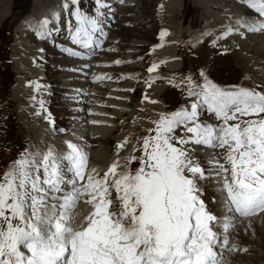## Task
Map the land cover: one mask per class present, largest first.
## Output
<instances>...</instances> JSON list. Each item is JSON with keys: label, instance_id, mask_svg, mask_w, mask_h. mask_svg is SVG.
I'll list each match as a JSON object with an SVG mask.
<instances>
[{"label": "snow or ice", "instance_id": "obj_1", "mask_svg": "<svg viewBox=\"0 0 264 264\" xmlns=\"http://www.w3.org/2000/svg\"><path fill=\"white\" fill-rule=\"evenodd\" d=\"M96 2V15L71 12L77 23L72 41L82 48L92 45L93 34L103 35L104 5ZM247 4L259 18L237 23L264 33V0ZM49 23L47 17L38 22L41 39L49 34ZM200 75V83L187 77L177 85L192 103L161 113L133 149L141 155L125 158L123 165L114 161L103 176L88 170L87 153L70 141L66 154L21 153L0 175V264H223L217 245L228 241L218 240L217 226L228 233L237 217L264 213V92L222 88ZM201 111L222 123H203ZM126 143L117 145V155ZM201 147L223 150L224 162L214 155L205 169L194 156ZM135 160L140 167L133 172L129 165ZM204 181H215L211 199L222 209L219 215L205 199ZM84 197L93 210L76 222L74 212Z\"/></svg>", "mask_w": 264, "mask_h": 264}, {"label": "rangeland", "instance_id": "obj_2", "mask_svg": "<svg viewBox=\"0 0 264 264\" xmlns=\"http://www.w3.org/2000/svg\"><path fill=\"white\" fill-rule=\"evenodd\" d=\"M46 2L48 0H38L37 2L35 0H0V10L8 12L0 24V175L19 159L25 150L47 152L51 149L57 154H66L69 151L63 140L75 128V118L83 114L88 106V103H84L80 111L77 109L78 104H83V101H73V97L70 95V89L73 86L86 88V93H88L87 91H91L94 84L99 85L100 94L97 95V98L101 103L99 109L103 110L100 111L103 123L106 125L110 116H113L114 120H112L115 125L124 121L123 128L116 127L110 133L105 134V138L101 140L91 139L86 128V145L90 142L87 146H91V148L104 146L109 154H113L117 133L123 131L124 134H127L129 131H133L132 146L130 145L128 150L125 149L122 156L121 162L124 164L127 163L125 158L141 155V151H133V149H139L142 138L149 135L148 130L155 127L153 122L159 119L161 113L173 112L180 105H188L192 101L187 97L183 88L177 86L181 85L185 78L191 77L192 80L200 83L202 82L200 73L203 72L208 79L222 88H240L241 86V88L264 92V33L248 32L246 27L237 23L238 20L252 22L259 18L255 9L248 6L247 0H122L119 6L114 5L113 1L111 6L105 8L110 13H104L107 16L114 13L116 16L110 18L114 17L118 20L113 28L106 26L108 31L111 29L114 32L108 33L106 44L111 45L105 50L113 49V52L103 51L95 56L96 61L92 62V64L95 63V66L90 65L94 69L109 72L108 76L104 72L105 78H101L103 80L97 79L91 83L87 76L80 73V71L86 73L87 70L83 69V65L87 67V64L91 63L86 60L70 61L64 54L57 55L59 50L57 46H53V42L47 43L50 47L45 43L48 37L64 34L63 32H57L54 36L53 32L49 33L42 44L45 49L43 54L46 53L49 57L46 56L48 60L39 64V68L45 71L47 75L45 84L53 91L51 104H49L51 110H49L53 112H51L53 116L54 114L57 116L59 131V134L57 131L53 132L54 136L51 137V134L43 129L44 121L42 119L35 120L33 111L24 102L26 99L12 97V86L17 77L21 75L18 70V60L21 59L22 54L16 49V45L23 35L25 38L28 36V25H31L30 28L36 25L33 20L32 23H29L28 20L30 17L36 18L33 12L39 3ZM94 3L97 4V2ZM161 5L165 11L163 18L158 13ZM52 7L47 9V18L50 16L49 9H57ZM112 7H114V11L109 10ZM85 8L94 9L93 6L87 5ZM178 23L182 28L180 31L181 42L178 44L175 59L178 68L172 71L162 64V58H158L160 60L156 67L158 70L151 73L156 77H150L148 68L153 60L150 51L152 46L160 43L156 38L158 33L162 30L167 31L169 45L165 47L172 48L178 36L175 30ZM22 24L24 25L22 26ZM229 28L232 31L225 36L224 33ZM32 39L34 40V37L31 33V36L27 37V44L33 47L37 46L38 41L33 44ZM63 43L65 44V42ZM116 60L124 62L115 64ZM104 61L110 62V64L100 66ZM103 64L107 65V63ZM30 79L31 81L35 80L34 78ZM168 79L170 84L168 83L161 93V98L158 100L159 105L149 104L147 98L154 93L151 87L156 84L160 86ZM87 84L90 90L87 89ZM112 105L118 106L117 108H122L124 111L118 115L119 112H116ZM70 107L75 108L73 110L76 112H73ZM210 117V113L200 112V120L203 123L211 124L209 123ZM86 118L84 117V120ZM254 118L242 117L241 119ZM49 123L52 125V121ZM102 126L103 124L100 125V127ZM154 134L152 133V135ZM181 134L182 131L177 130L176 135L180 136ZM65 150L66 153H64ZM196 153V158L199 159L201 165L202 160L207 163L200 148L194 154ZM129 167L134 172L140 167L139 160L133 161ZM203 167L207 169L208 164H203ZM97 173L103 176L101 173L105 172L99 170ZM214 185L215 181L201 182V186L207 190L205 199L219 215L222 209L211 199L216 195ZM115 196L116 193L113 191L112 198L114 200ZM242 222L233 221L230 233H233L234 237L230 236L228 239L243 247L245 251L235 252L237 257H229V259L233 260V264H264V213L242 220ZM226 234L219 235V239L223 240ZM217 248L218 253L222 256L228 252L227 245L219 244ZM230 249L237 250L239 247L232 246Z\"/></svg>", "mask_w": 264, "mask_h": 264}, {"label": "bare ground", "instance_id": "obj_3", "mask_svg": "<svg viewBox=\"0 0 264 264\" xmlns=\"http://www.w3.org/2000/svg\"><path fill=\"white\" fill-rule=\"evenodd\" d=\"M35 1L37 2L38 0H35ZM65 3H68L69 5H71V0L70 1L69 0H48V2H46L44 4L39 3V6L33 12V14L36 16V18L33 19L30 17L28 20L29 23H32V20H33V22L36 24L33 26V27H35L36 33L38 30L37 29L38 22L41 19L47 17V9L50 6H53L52 8H57V9H49L48 10V12L50 11V16H49L50 23L48 25L49 33L53 32L54 33L53 36L55 34H57V32H59V33L63 32L64 34H66V31L64 30L63 23H62V18H61L62 14L65 13L66 10H69V8L65 10V8L62 7ZM102 3L104 5V7L102 9H99V11L103 12V14H104L106 12L105 8H108V6H111L113 1H110V2L102 1ZM115 3L116 2H114L113 4H115ZM160 7H161V9L159 10L158 13H159L160 17L163 18V16L165 15L164 7L162 5ZM53 13L57 14V16L55 18L52 15ZM7 14H8V12H3L0 10V24L4 21ZM69 17L72 19L71 15H69ZM72 20L75 21V19H72ZM101 20H102L101 26L104 27L103 16L101 17ZM23 25L24 24H22V26ZM175 30H176L178 36H177L176 41H175L172 48L165 47V46L169 45L168 35L166 34L163 37H161V35H159L158 40L160 41V43L157 44L156 46H152L153 48H151V51H150V54L153 55V60L151 61V66L153 64H156L158 66V64L160 62V60L158 58H162L163 59L162 64H164L165 67L171 69L172 71H174L178 68L177 62H175V59H176V52L178 51V44H179V42H181V40H180V33L181 32L180 31H182V28L179 26V23L177 24ZM162 31L167 33L166 30H162ZM48 35H47V37H48ZM23 36L16 45L17 46L16 49L22 54L21 59L18 60V65H19L18 70L20 71L21 75H19L17 77L15 84L12 86V97L13 98L24 97V99H26V101H24V102L26 104H28V107H30V109L33 111V115H34L35 120L36 119L37 120L42 119L45 123V125H43L44 131L46 130L48 133L51 134V137H53L54 133L50 129V127L52 125L49 123V120L45 119V117L53 116V114H51V111L49 110V108L45 107L47 104V101H48L49 91L46 88V86L43 85L44 83L41 81L43 80L42 78L46 79V73H45V71H42V69L39 68L40 67L39 62L37 61L39 58H41L44 55L43 51H45V49H44L42 44L46 38L41 39L38 36V38H37L38 44H37V46L33 47V46H30L29 44H27V42H26L28 36L26 38H25V36L24 37ZM79 52H81V51H79ZM129 58H130V56H129ZM151 58H152V56H151ZM22 62H24L23 63L24 65L22 64ZM120 62H123V61H120ZM93 66H95V63H93ZM100 66H108V63H107V65L102 63ZM83 67H85V65H83ZM154 71L150 72V74H149L150 77L151 76L156 77V75L153 74L154 75L153 76L151 74V73H154ZM104 72L101 71V69H96V68L94 69V67H91L89 70L86 71V73H83V72H81V73L86 74L85 77L87 76V78H89V81L91 83H93V82L97 81L98 78H99V80L101 78H105L104 77L105 74L108 76V73L104 74ZM30 78H34L35 80L31 81ZM101 80H103V79H101ZM169 81L170 80L168 79L167 82L165 81L162 85L157 86V84H156V86H153V87H151L149 84H147L151 88H153V91H154V93L151 94L149 97L150 100H148L149 98H147V102H149V104L152 105V103H153L152 101H155V103L157 105H159L158 100H160L161 93L165 89L166 85H168ZM35 84H39L41 87L39 89H37L35 87ZM98 86L99 85H95V84L93 85V87L90 91L89 97L84 96V95H86V88L83 89L82 87L80 88V86H73L72 87L70 95L73 97V101H80V102L83 101V104H78L77 109L80 111L81 106L82 105L84 106V103H88V106H87L85 112L81 111V112H83V114L78 115L77 118L74 117L75 119H77L74 122L75 128L70 132V134L67 137L65 136L66 138L63 141L65 143L70 141L73 144H76V145L83 148V150L88 155V170H91L94 168V169H96L97 172L99 170H103V172H106L108 170L109 166L116 160H119L122 165L124 164L121 162L123 159L122 156L124 154V151L128 150V147L131 145V140L134 137L132 136V134H133L132 130L127 132V134H124L123 131L117 133V135L115 136V145H114L113 154H109V152H107L108 150L105 149L104 146H99L97 148H91V146L90 147L87 146L90 142L86 145V142H85L86 138H87L85 135L86 128L88 129V135L91 139L101 140V139L105 138V134L110 133L116 127L117 128L118 127L123 128V126H124V121H121L118 125H115L113 122V120H114L113 116H110L109 119H107L109 121L106 125L103 123L104 122V120L102 119L103 116H101V118H100V111H103V110L99 109V107H101V105H100L101 103L97 98V95L100 94V90L98 89ZM100 86H102V85H100ZM88 90H90V89H88ZM70 95H68V96H70ZM33 97H35V99H33ZM40 101L44 102L43 107H41ZM70 101H71V99H70ZM191 103H192V101L189 102L188 105L185 104L183 106H180V108L181 107H188ZM113 107H115L116 112H119L117 114L120 115L122 108H117L118 106H113ZM26 109H27V107H26ZM23 112H25L24 109H23ZM37 112H39L40 114L37 115L36 114ZM210 116L211 117L209 118V120H210L209 123H211V125H219L222 123L221 121H219L215 118L214 114L211 113ZM84 117H87L86 120H84ZM105 117H107V116H105ZM56 124L57 123H55V125ZM102 124H103V126L100 127V125H102ZM188 135H191V134H188ZM126 139H127V143L124 145V147L122 149L119 150V154L117 155V151H118L117 145L123 143ZM200 149L203 151V155L207 161L209 159L213 158L214 155H217V156H221V162L222 163L224 162L222 159L223 150L218 149V151H216L214 153L211 149L202 148V147ZM57 151H59V150H57ZM53 152H54V150H53ZM64 153H66V150L64 151ZM196 155H197V153L194 154L195 157H197ZM122 170L123 169H121V171ZM101 174L103 175V173H101ZM86 199H87V197L82 198L78 207L75 209L74 216H75L76 222H82L84 220V217L87 216L93 210L91 205L84 202ZM218 240H221V239H219V236H218ZM219 244L222 245V243H218V245ZM218 245H217V247H218ZM227 246H228V244H227ZM230 248H232V246L229 245L228 250ZM217 250H218V248H217Z\"/></svg>", "mask_w": 264, "mask_h": 264}]
</instances>
